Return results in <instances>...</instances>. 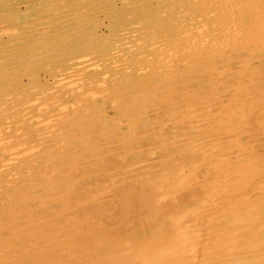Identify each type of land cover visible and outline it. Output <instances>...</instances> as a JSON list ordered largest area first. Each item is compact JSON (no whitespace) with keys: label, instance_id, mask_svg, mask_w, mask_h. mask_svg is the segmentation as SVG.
<instances>
[{"label":"rangeland","instance_id":"1","mask_svg":"<svg viewBox=\"0 0 264 264\" xmlns=\"http://www.w3.org/2000/svg\"><path fill=\"white\" fill-rule=\"evenodd\" d=\"M204 1L0 0V264H264V0Z\"/></svg>","mask_w":264,"mask_h":264},{"label":"bare ground","instance_id":"2","mask_svg":"<svg viewBox=\"0 0 264 264\" xmlns=\"http://www.w3.org/2000/svg\"><path fill=\"white\" fill-rule=\"evenodd\" d=\"M192 1L194 2V1H197V0H192ZM205 1H206V0H205ZM205 1H204V2H205ZM220 1H221V3H222V0H220ZM229 1H230V0H229ZM232 1H233V0H231V2H232ZM236 1H237V0H236ZM254 1H255V0H254ZM254 1L252 2L253 4H254ZM257 1H258V2H256V5H257V3H259V0H257ZM186 2H187V1H186ZM202 2H203V1H202ZM202 2H200V4H202ZM206 2H207V1H206ZM218 2H219V0H214V1H212V5H211V3H210V6H211V8L213 7V8H212L213 10L219 9L218 7H216V6H219V3H218ZM227 2H228V1H227ZM227 2H226V3H227ZM240 2H241V1H240ZM245 2H246V1H244L245 6H246V3L252 5V4H251V0H250L249 2H246V3H245ZM187 3H188V2H187ZM191 4H192V2H191ZM229 4H232V3H229ZM248 4H247V5H248ZM198 5H199V4H198ZM204 5H206V4L204 3ZM207 5L209 6L208 3H207ZM223 5H224V0H223ZM232 5H233V4H232ZM232 5H231V6H232ZM234 5H235V4H234ZM234 5H233V6H234ZM236 5H237V4H236ZM239 5H240L239 7L241 8V4H240V3H239ZM250 5H248V6H250ZM189 6H190V4H189ZM194 6H195V5H194ZM199 6H200V5H199ZM202 6H203V5H202ZM229 6H230V5H229ZM96 7H98V6H96ZM221 7H223V6L221 5ZM235 7H236V6H235ZM237 7H238V6H237ZM237 7H236V8H237ZM94 8H95V7H94ZM190 8H191V7H190ZM208 8H209V7H208ZM225 8H226V7H225ZM247 8H248V7H247ZM254 8H255V7H254ZM257 8H258V7H257ZM96 9H98V8H96ZM220 9H221V8H220ZM231 9H232V8H231ZM249 9H250V8H249ZM98 10H101V9H98ZM222 10L224 11V9H222ZM222 10H219V11H222ZM246 10H247V9H246ZM93 11H94V9H93ZM95 11H97V10H95ZM95 11H94V12H95ZM211 11H212V10H211ZM225 11H226V9H225ZM229 11H231V10L229 9ZM226 12H227V11H226ZM238 12H239V11H238ZM252 12H253V11H252ZM99 13H100V12H99ZM208 13H209V12H208ZM208 13H207V14H208ZM212 13H213V11H212ZM214 13H216V12H214ZM217 13H218V12H217ZM229 13H231V12H228V14H229ZM260 13H261V12H260ZM263 14H264V13H263ZM66 15H67V14H66ZM93 15H94V14H93ZM230 15H231V14H230ZM230 15H227V16L230 17ZM240 15H241V13H240ZM250 15H251V14H250ZM252 15H253V14H252ZM255 15H256V14H255ZM72 16L74 17V15H72ZM91 16H92V15H91ZM97 16H98V14H97L96 16H94L93 18L95 19ZM216 16L218 17V15H216ZM227 16H226V17H227ZM233 16H234V15H233ZM244 16H245V15H244ZM253 16H254V15H253ZM253 16H252V17H253ZM73 17H72V18H73ZM203 17H204V16H203ZM238 17H239V16H238ZM250 17H251V16H250ZM261 17H262V15H261ZM66 18H68V17H66ZM69 18H70V16H69ZM79 18H80V17H79ZM79 18H78V20H80ZM82 18H83V17H82ZM199 18H200V17H199ZM257 18H259V16H258ZM73 19H74V18H73ZM227 19H228V18H227ZM230 19L232 20V18H229L228 20L230 21ZM240 19H241V16H240ZM263 19H264V18H263ZM219 20H221V19H219ZM236 20L239 21V19H236ZM236 20H235V21L232 20V21H234V22H238V21H236ZM254 20H256V18H255ZM257 20H258V19H257ZM67 21H68V20H67ZM94 21H95V20H94ZM94 21H93V22H94ZM98 21H99V20H98ZM98 21L96 20L97 23L94 22L95 24H94V26H93V25H92V26L95 27V28H96V27L98 28V26H97L98 23H99ZM229 21H228V22H229ZM63 22L66 23L65 21H63ZM70 22H71V21H70ZM70 22H68V23H70ZM79 22H80V21H79ZM226 22H227V20H226ZM68 23H67V24H68ZM230 23H231V22H230ZM79 24H80V23H79ZM227 24H228V25L224 26V28H226V30H228L227 28H229V27H228V26H229V23H227ZM231 24H232V23H231ZM234 24H235V23H234ZM234 24H233V25H234ZM251 24H252V23H251ZM99 25H100V23H99ZM217 25H218V23H217ZM256 25H257V26H255V24H254V26L258 28L259 25H258V24H256ZM77 26H78V25H77ZM77 26H76V27H77ZM220 26H221V25H219V27H220ZM234 26H235V25H234ZM78 27H79V26H78ZM78 27H77V28H78ZM237 27H238V26H237ZM95 28H94V29H95ZM97 28H96V29H97ZM258 29H259V28H258ZM226 30H225V31H226ZM245 30H246V29H245ZM237 31H238V30H237ZM226 32H227V31H226ZM249 32H250V30H249ZM227 33H228V35H229V32H227ZM189 34H190V33H189ZM237 34H238V33H237ZM102 37H103V36H102ZM195 37H196V36H195ZM196 39H197V38H196ZM198 39H200V38H198ZM198 39H197V41H198ZM209 40H210V39H209ZM209 40H208V41H209ZM179 41H180V40H179ZM181 41H182V40H181ZM188 41H189V40H188ZM191 42H193L192 39H191ZM175 43H176V42H175ZM178 43H179V42H178ZM56 45H58V44L56 43ZM171 45H172V44H171ZM188 45H189V44H188ZM204 45H205V44H204ZM196 46H197V45H196ZM55 47H58V48H59L60 46H55ZM210 47H211V46H210ZM58 48H57V49H58ZM54 49H55V50H54ZM54 49H53V51H56V48H54ZM191 49H192V48H191ZM192 50H193V49H192ZM254 50H255V49H254ZM179 52H180V51H179ZM172 53H173V52H172ZM174 53H175V52H174ZM93 54H94V53H93ZM178 54H179V53H178ZM132 56H133V55H132ZM142 56L144 57V54H143ZM138 57H140V56H138ZM136 58H137V57H136ZM140 59H141V57H140ZM123 60H124V59H123ZM123 60H122V61H123ZM162 60H163V59H162ZM133 63H134V62H133ZM137 63H138V62H137ZM125 67H126V66H125ZM133 67H134V66H133ZM136 67L138 68L139 66H136ZM126 68H127V67H126ZM131 72H132V71H131ZM136 72H137V71H136ZM129 73H130V72H129ZM177 84H178V83H177ZM203 101H204V100H203ZM211 101H212V100H211ZM224 104H225V103H224ZM232 107H233V106H232ZM238 109H239V108H238ZM257 109H258V108H257ZM242 115H243V114H242ZM20 118H21V117H20ZM219 122H220V121H219ZM219 122H218V123H219ZM211 129H213V128H211ZM224 131H225V130H224ZM229 131H230V130H229ZM262 131H263V130H262ZM231 132H232V131H231ZM224 133H225V132H224ZM226 134H227V133H226ZM229 134H230V133H229ZM222 140H223V139H222ZM228 143H229V142H228ZM212 144H213V143H212ZM195 145H197V144H195ZM200 145H201V144H200ZM198 146H199V145H198ZM201 148H202V147H201ZM203 148H204V147H203ZM231 148H232V147H231ZM23 149H24V148H23ZM211 150H212V149H211ZM227 151H228V150H227ZM16 152H17V151H16ZM207 152H208V151H207ZM248 153H249V152H248ZM210 155H211V154H210ZM213 155H214V154H213ZM240 156H241V155H240ZM46 157H47V156H46ZM223 157H224V156H223ZM208 158H210V157H208ZM217 159H218V158H217ZM218 160H219V159H218ZM227 161H228V160H227ZM236 162H237V161H236ZM216 163H217V162H216ZM234 164H235V163H233V165H234ZM244 164H245V163H244ZM251 164H252V163H251ZM251 164H250L249 166H251ZM225 165H226V164H225ZM212 166H213V165H212ZM244 166H246V165H244ZM235 168H236V167H235ZM246 168H247V167H246ZM214 169H215V168H214ZM236 169H237V168H236ZM241 169H242V168H241ZM244 169H245V168H244ZM250 169H251V168H250ZM263 169H264V168H263ZM263 169H262V170H263ZM221 170H222V169H221ZM29 171H30V170H29ZM231 171H232V170H231ZM233 171H234V170H233ZM249 171H250V170H249ZM181 172H182V171H181ZM222 172H224V170H223ZM222 172H221V173H222ZM244 172H245V171H244ZM244 172H243V173H244ZM217 173H218V172H217ZM226 173H227V170H226ZM243 173H242V174H243ZM229 174H230V173H229ZM231 174H232V173H231ZM246 174H247V173H246ZM248 174H249V173H248ZM213 175H214V174H213ZM236 175H237V174H236ZM249 175H250V174H249ZM190 176H191V175H190ZM226 177H227V175H226ZM244 177H246V176H244ZM257 177H258V176H257ZM249 178H250V177H249ZM15 179H16V178H15ZM183 179H184V178H183ZM193 180H194V179H193ZM232 181H233V180H232ZM182 182H183V181H182ZM222 182L224 183V181H222ZM207 183H208V182H207ZM216 183H217V182H216ZM236 183H238V182H236ZM55 184H56V183H55ZM212 184H214V183H212ZM65 185H66V184H65ZM243 185H244V184H243ZM246 185H247V184H246ZM247 186H248V185H247ZM69 187H70V186H69ZM177 187H178V186H177ZM223 187H224V186H223ZM223 187L220 188V189L222 190ZM183 188H184V187H183ZM214 188H215V187H214ZM245 188H246V187H245ZM211 189H212V188H211ZM216 189H217V188H216ZM220 189H219V191H220ZM232 189H233V187H232ZM239 189H240V188H239ZM180 190H181V189H180ZM212 190H213V189H212ZM219 191H218V192H219ZM248 192H249V191H248ZM221 193H222V192H221ZM227 193H228V192H227ZM229 193H230V191H229ZM237 193H238V192H237ZM240 193H241V192H240ZM209 194H210V193H209ZM249 194H250V193H249ZM204 195H205V194H204ZM163 196H164V195H163ZM236 196H237V195H236ZM210 197H211V196H210ZM238 197H239V196H238ZM246 197H247V196H246ZM211 199H212V198H211ZM234 199H235V198H234ZM239 199H240V198H239ZM220 200H221V199H220ZM232 200H233V198H232ZM243 200H244V199H243ZM245 200H246V199H245ZM211 201H212V200H211ZM236 201H237V200H236ZM203 203H204V202H203ZM232 203H233V202H232ZM22 204H23V203H22ZM234 204H235V203H234ZM245 204H246V203H245ZM200 205H201V204H200ZM202 205H203V204H202ZM233 206H234V205H233ZM236 206H237V205H236ZM9 208H10V207H9ZM230 208H232V207H230ZM236 208H237V207H236ZM25 209H26V208H25ZM190 210H191V209H190ZM190 210H186V211H190ZM226 211H227V210H226ZM209 212H210V210H209ZM229 212H231V211H229ZM181 213H183V215H184V212H181V211H180V213H177V214H176V216L178 215V216L176 217L177 219H178V218L180 219L179 215H180ZM185 213H186V212H185ZM13 214H14V213H13ZM186 214H188V213H186ZM189 214H190V213H189ZM215 214H216V213H215ZM181 216H182V215H181ZM208 217H209V216H208ZM208 217H207V218H208ZM207 218H206V219H207ZM222 218H223V217H222ZM177 219H176L175 221H177ZM175 221H174V222H175ZM192 222H193V221H192ZM208 223H209V222H208ZM191 224H192V223H191ZM236 224H237V223H236ZM186 225L188 226V224H186ZM230 225H232L231 222H230ZM238 225H241V224H237V226H238ZM176 226H178V225H176ZM176 226H175V227H176ZM187 226H186V227H187ZM237 226H236V227H237ZM248 226H249V225H248ZM238 228H239V227H237V229H238ZM241 228H242V227H241ZM256 228H257V227H256ZM19 229H20V228H19ZM193 229H194V228H193ZM193 229H192V230H193ZM192 230H190V231H192ZM221 231H222V229H221ZM197 233H198V232H197ZM209 233H210V232H209ZM213 233H214V232H213ZM256 233H257V232H256ZM190 234H191V233H190ZM200 234H201V233H200ZM229 234H230V233H229ZM195 235H196V234H195ZM198 235H199V234H198ZM198 235H197V236H198ZM188 236H189V235H188ZM199 236H200V235H199ZM202 236H203V235H202ZM212 236H213V235H212ZM176 237H177V236H176ZM192 237H193V235H192ZM188 239H189V238H188ZM190 239H191V238H190ZM193 239H194V238H193ZM198 239H199V238H198ZM257 240H258V239H257ZM195 241H196V240H195ZM196 242H197V241H196ZM261 242H262V240H261ZM180 243H181V242H180ZM6 244H7V243H6ZM172 245H173V244H172ZM261 245H262V244H261ZM188 246H189V245H188ZM191 246H192V245H191ZM169 247H170V246H169ZM182 247H183V246H182ZM153 248H154V247H153ZM167 248H168V247H167ZM176 248H177V247H176ZM155 249H156V248H155ZM161 249H162V248H161ZM183 250H184V248H183ZM193 250H194V249H193ZM202 250H203V249H202ZM141 251H142V250H141ZM157 251H158V250H155V252H157ZM164 251H165V250H164ZM167 251H168V250H167ZM180 251L182 252V250H179V252H180ZM203 251H205V250H203ZM144 252H145V251H144ZM153 252H154V250H153ZM153 252L150 251L149 253H153ZM155 252H154V253H155ZM158 252L160 253V251H158ZM168 252H169V251H168ZM170 252H171V250H170ZM190 252H191V251H190ZM209 252H210V251H209ZM146 253H147V251H146L144 254H146ZM154 253H153V254H154ZM177 253H178V252H177ZM192 253H193V251H192ZM201 253H203V252L201 251ZM133 254H134V253H133ZM140 254H142V255H137V256H139L138 258L141 259V260L138 259L139 261H141V264H149V262H150L149 260H150V257H151L152 254H150V256H149V255H146L147 257L144 256L143 251H142V253H140ZM147 254H148V253H147ZM160 254H161V253H160ZM183 254H184V253H183ZM189 254H190V253H189ZM195 254H196V253H195ZM198 254H199V252H198ZM198 254H197V255H198ZM209 254H210V253H209ZM171 255H172V253H171ZM171 255H170V256H171ZM178 255H180V254H178ZM181 255H182V253H181ZM187 255H188V254H187ZM200 255H201V254H200ZM207 255H208V254H207ZM133 256H134V255H133ZM152 256H153V255H152ZM154 256H155V255H154ZM184 256H185V255H184ZM190 256H191V255H190ZM215 256H216V255H215ZM215 256H214V257H215ZM237 256H238V255H237ZM253 256H257V255H253ZM253 256H252V257H253ZM156 257H157V256H156ZM180 257H181V256H180ZM182 257H183V256H182ZM210 257H211V255H210ZM214 257H213V258H214ZM217 257H219V256H217ZM223 257H224V256H223ZM230 257H231V256H230ZM261 257H262V256H261ZM124 258H125V257H124ZM148 258H149V260H148ZM151 258H152V257H151ZM160 258H163V257L161 256ZM169 258H170V257H169ZM175 258H176V257H175ZM187 258H188V257H187ZM213 258H212V260H213ZM232 258H233V257H232ZM250 258H251V257H250ZM82 259H83V258H82ZM122 259H123V258H122ZM127 259H128L129 261H130L131 259L133 260V258H131V259L127 258ZM134 259H135V258H134ZM155 259H156V258H155ZM170 259H171V258H170ZM183 259H184V257H183ZM189 259H190V258H189ZM221 259H222V258H221ZM224 259H225V258H224ZM226 259H227V258H226ZM226 259H225V260H226ZM229 259H230V258H229ZM118 260H119V259H118ZM173 260H174V259H173ZM173 260H172V261H173ZM203 260H204V259H203ZM252 260H253V259H252ZM119 261H120V260H119ZM125 261H126V259H125ZM129 261H128V262H129ZM152 261H154V259H152ZM188 261H189V260H188ZM218 261H219V260H218ZM220 261H221V260H220ZM120 262H121V261H120ZM130 262H134V261H130ZM179 262H180V261H179ZM209 262H211V261H209ZM229 263H230V262H229ZM113 264H114V263H113ZM124 264H125V263H124ZM132 264H134V263H132ZM165 264H166V263H165ZM176 264H177V263H176ZM183 264H184V263H183ZM207 264H208V263H207ZM222 264H225V262L222 263Z\"/></svg>","mask_w":264,"mask_h":264}]
</instances>
